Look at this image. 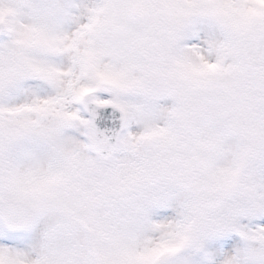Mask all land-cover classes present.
Wrapping results in <instances>:
<instances>
[{"label":"snow or ice","instance_id":"obj_1","mask_svg":"<svg viewBox=\"0 0 264 264\" xmlns=\"http://www.w3.org/2000/svg\"><path fill=\"white\" fill-rule=\"evenodd\" d=\"M0 264H264V0H0Z\"/></svg>","mask_w":264,"mask_h":264}]
</instances>
